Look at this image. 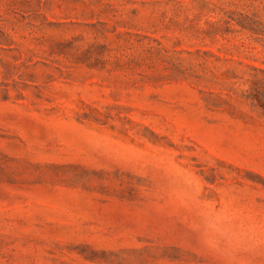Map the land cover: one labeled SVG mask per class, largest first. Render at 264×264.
I'll return each mask as SVG.
<instances>
[{"label": "rangeland", "instance_id": "obj_1", "mask_svg": "<svg viewBox=\"0 0 264 264\" xmlns=\"http://www.w3.org/2000/svg\"><path fill=\"white\" fill-rule=\"evenodd\" d=\"M0 264H264V0H0Z\"/></svg>", "mask_w": 264, "mask_h": 264}]
</instances>
